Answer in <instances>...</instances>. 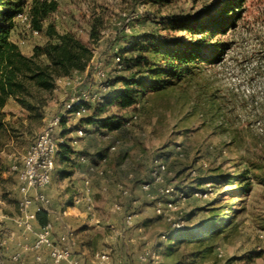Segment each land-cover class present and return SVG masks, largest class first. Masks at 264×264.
Listing matches in <instances>:
<instances>
[{"label":"rangeland","instance_id":"374dc122","mask_svg":"<svg viewBox=\"0 0 264 264\" xmlns=\"http://www.w3.org/2000/svg\"><path fill=\"white\" fill-rule=\"evenodd\" d=\"M55 1L57 10L46 24L54 23L60 32L76 33L96 52V59L86 72L77 75L76 88L62 87L52 94L46 114L52 117L63 112L65 102L73 93L98 94L100 81L95 76L96 70L103 68L109 77H114L116 53L129 42L134 47L135 40L143 38L145 41L149 35H158L159 39L167 41L182 39L196 43L203 35L164 31L165 24L173 18L195 19L203 11L206 16L202 19L207 23L216 18L227 0H168L163 5L155 0ZM21 37L26 42L25 48L44 44L46 40L44 35L34 37L29 33ZM208 41L209 50L200 53L180 79L163 89H140V103L134 107L122 110L113 101L103 108L100 118L138 116L130 128L109 130L120 144L113 154L105 153L108 155L106 165L108 169L121 166L110 171L109 184L125 183L127 174L132 172L136 180L127 181V187L132 197L141 198L139 184L149 180L155 161L162 160L169 170L165 185L176 184L190 195L187 201L179 202L180 212L176 216L189 228L195 229L206 222L211 216L209 208L219 198L222 205L234 207L228 218L240 211L231 226L222 227L216 221L197 233L202 238L210 236L216 248L222 247L223 257L217 256L216 249L198 255L197 241L189 244L164 240L157 243L158 248L163 246L159 264H264V0H246L236 25L226 34L220 33ZM218 47L221 49L217 53L214 48ZM133 52H125V56ZM96 109V105H92L88 117L94 116ZM1 113L3 122L17 129L10 136L0 137L4 143L0 151L1 196L14 203L19 183L11 164L22 162L45 123L28 119L15 103L8 104ZM22 120L23 127L19 125ZM79 129L91 134L90 146L108 147L98 138L101 131L98 125L86 121L70 119L69 124L62 125L58 135L65 136L69 146ZM63 158L64 155L60 160L57 157L60 168L64 165ZM248 170L253 185L245 195L240 192L244 180L238 175L247 178ZM97 189L100 190L99 181ZM112 191L113 194L111 191L105 195L100 191L96 193L97 205L108 215L116 214L112 204L108 205L110 197L114 202L121 199L116 189ZM201 191L207 193V197L193 196ZM144 199L141 204L157 216L154 213L156 202ZM18 210L20 213L19 205ZM221 213L218 210V214ZM169 214L164 220L153 216L149 222L151 229L168 233ZM107 219L104 217L102 227L95 229L105 238L111 236L112 231ZM205 249L206 245L198 251Z\"/></svg>","mask_w":264,"mask_h":264},{"label":"trees","instance_id":"16d2710c","mask_svg":"<svg viewBox=\"0 0 264 264\" xmlns=\"http://www.w3.org/2000/svg\"><path fill=\"white\" fill-rule=\"evenodd\" d=\"M155 1H158L160 5L168 2V0ZM245 2L246 0H227L218 10L216 18L207 23L205 19H202L206 16V12L203 11L195 19L173 18L165 24L164 31H186L203 35L202 38L196 40V43L185 42L182 39L167 41L159 39L158 35H149L145 41L143 38L135 40L136 42L133 41L136 43L134 47L131 44L130 47L127 45L120 49L116 55L122 57L124 69L120 73H115L114 77H109L114 89L108 95V102L103 106L96 105L94 116L83 118L81 121L96 124L101 131H115L124 128L127 121L125 118H100L103 108L113 101H116L122 110L134 107L140 103V89L147 87L154 90L163 89L183 77L189 71V65L196 62L198 55L209 50L208 40L220 33L226 34L241 19V11ZM27 7L33 28L46 39L44 44L34 47L32 55L24 54L20 45L11 38L15 32L24 40L21 35L29 33L16 20L18 14ZM56 10L55 0H0V137L10 136L11 133L17 132L15 125L3 122L1 111L8 104L15 103L20 106L30 120L43 121L46 118L51 96L55 93L57 79L83 73L92 63L94 54L88 43L72 31L60 32L54 23L46 24L50 15ZM215 49L218 53L221 47ZM128 51L134 52L130 56H125V52ZM125 72L126 74H123ZM67 121L64 119L62 125ZM19 125L21 127L25 125L23 120ZM3 145L0 138V151ZM65 146L66 144H63L61 147ZM245 175L247 178L240 174L238 177L244 180L240 192L246 195L251 191L253 182L249 176L251 175L250 170ZM215 183L220 184L221 182ZM219 199L215 200L209 208L211 216L206 222L199 224L195 229L185 226L178 231L169 230L168 233L162 234L166 237L165 241L189 244L197 241L196 252L201 256L214 251L216 246L214 242H211L210 236L202 238L198 236V231L216 221H219L222 227L231 226L240 213L237 210L231 218H228L234 207L231 204L222 205V200ZM218 210L222 211L220 215ZM37 218L42 226L49 223L45 211L38 213ZM205 245L204 252H199L198 250ZM162 247H159L161 255Z\"/></svg>","mask_w":264,"mask_h":264},{"label":"crops","instance_id":"0c3cea01","mask_svg":"<svg viewBox=\"0 0 264 264\" xmlns=\"http://www.w3.org/2000/svg\"><path fill=\"white\" fill-rule=\"evenodd\" d=\"M11 38L20 45L23 53L26 55H32L34 47L38 45L27 46L25 48L26 42L15 32ZM51 117L47 115L44 120ZM69 121H67L68 124ZM80 130L84 132L83 136L79 135ZM103 132H107L108 134V140L103 139L108 145L106 149L98 144L94 147L90 146L88 137L91 134H86L83 129L77 130L76 136H73L74 140L69 145L71 147L68 146L65 136H59L65 140L67 146L60 147L57 156L60 160L64 155V165L63 168H60L57 161V171L53 176L51 184L46 189V193L51 201L50 207L46 212L49 222L54 226L53 240H59L60 236L65 233L66 227H71L78 238V243L73 249L72 260L64 261L61 264H72L74 261L78 262V264H141L140 256L151 250L159 251L157 243L162 242L161 231L159 232L158 229L152 230L150 227V219L155 215L153 212H149V207L141 204V201L145 200L144 198L147 201H151L141 186L150 180V175L149 180L139 184L138 190L141 198L132 197L131 192L129 196L123 194L124 188L130 191L126 182L136 180L135 174L132 172L127 174L128 180L125 183L118 182L111 186L108 179L110 171L119 169L121 166H117L116 168L111 166L108 169L106 165L108 155L105 153L113 154L116 152L117 150L112 151L111 148L119 140L111 132L102 130L98 133L100 141L102 139L100 134ZM98 181L100 182V190L97 189ZM112 188L116 189L121 199L114 202V199L110 197L111 202L108 205L112 204L114 209L116 204H121L123 205V209L115 211L116 214L108 215L101 206L97 205L96 193L100 191L105 195L111 191L113 194ZM15 189L14 203L9 202L1 196L0 190V264H39L37 261L38 256H41L45 261H51L50 250L48 248L44 247L40 252L32 249L37 240L38 233L43 228L38 218L32 222L31 230L20 225L17 185ZM88 190H90L93 198L94 212L89 210L85 200L78 205L74 203L75 198L85 197ZM152 193L157 196V199H160L158 187H154ZM131 207L139 208L140 210L135 211ZM130 213H135L136 215L134 226L132 227H128L125 222L126 216ZM104 217H108L107 222L112 229L111 236L106 238L102 232L95 230L102 227ZM155 217L164 220L163 217ZM99 254H106L109 259L102 263L97 258ZM17 255H20V257L16 258Z\"/></svg>","mask_w":264,"mask_h":264},{"label":"built area","instance_id":"2783aa9c","mask_svg":"<svg viewBox=\"0 0 264 264\" xmlns=\"http://www.w3.org/2000/svg\"><path fill=\"white\" fill-rule=\"evenodd\" d=\"M17 22L24 28L26 32H29L34 37L41 36V33L35 30L32 26L31 15L28 7L16 18ZM128 32H130L127 29ZM100 44V42H98ZM101 46V45H100ZM131 44H128L130 47ZM97 51V49H96ZM93 60L96 59V52L93 50ZM89 68V67H88ZM124 69V63L121 56H116L115 59V73H120ZM86 72V71H85ZM81 73H75L71 77H59L56 82L55 93L59 92L62 87L64 88H76L75 82L77 75ZM95 76L100 81V91L94 96L86 93L75 92L65 102L63 106V112L57 116H53L44 120V127L34 144L29 148L26 155L23 157L21 163H15L12 165L11 170L17 175L18 178V193H19V208H20V225L27 229H32V222L37 220V214L43 211H47L50 207L51 201L46 193L47 187L51 184L53 176L57 171V156L60 147L65 144V140L60 138L58 132L62 127L64 119L67 120H81L87 118L90 115L92 105L103 106L108 102V95L114 89V85L110 81V78L103 68H99L95 72ZM138 116L132 115L127 119L125 128H130L136 122ZM79 135L83 136L84 132L79 131ZM102 139H108L107 132L100 134ZM119 141L111 148L112 151H116ZM181 146L178 150H181ZM84 160V159H83ZM169 173L167 164L162 160H156L150 173V180L143 183L142 190L147 194L150 200L156 202L155 214L159 217H166L167 213H170L167 220L170 222V230L178 231L186 226L184 220L181 217H176L180 212L179 202L187 201L190 198L188 193L180 190L176 184L165 185V177ZM159 190V196L161 199H157L152 193L154 187L162 186ZM90 190L85 197H77L74 200L76 205L81 204L84 200L88 204V208L91 212H94L93 198L90 194ZM195 192L194 197H207V193ZM125 196L130 195V191L126 188L123 189ZM35 209V211H34ZM123 209V205L116 204L114 211H120ZM175 214V216H171ZM135 213H130L126 216L125 222L128 227L134 226ZM65 233H63L59 240L52 239L54 226L52 223H48L37 235V240L32 246V249L40 252L44 247L50 250L51 261H45L41 256L37 257L39 264H61L64 261H71L73 258V249L78 243V238L75 231L71 227H66ZM163 240L166 239L164 235L161 236ZM146 240V238H145ZM27 250V249H25ZM216 254L218 257H223L224 250L222 247L216 248ZM17 255L16 258H19ZM97 258L103 263L109 259L106 254H99ZM161 261V254L158 250H151L145 252L140 256L141 264H159ZM72 264H78L74 261Z\"/></svg>","mask_w":264,"mask_h":264}]
</instances>
